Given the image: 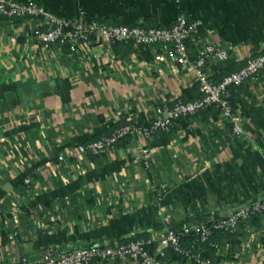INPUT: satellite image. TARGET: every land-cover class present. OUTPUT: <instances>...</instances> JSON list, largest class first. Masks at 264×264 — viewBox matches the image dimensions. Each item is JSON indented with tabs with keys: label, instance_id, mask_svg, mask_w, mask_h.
I'll return each mask as SVG.
<instances>
[{
	"label": "crops",
	"instance_id": "0c3cea01",
	"mask_svg": "<svg viewBox=\"0 0 264 264\" xmlns=\"http://www.w3.org/2000/svg\"><path fill=\"white\" fill-rule=\"evenodd\" d=\"M35 1L67 19L83 9L108 24L169 27L183 13L200 25L187 40L188 62L178 65L129 41L44 50L33 37L34 18H0V264L34 261L46 248L67 253L132 238L156 241L166 229L264 199V68L229 93L242 116L241 135L208 106L167 132L129 137L111 153L74 152L124 124L148 125L158 105L196 98L191 61L198 43L228 52L226 59L207 58L213 82L263 52L264 0ZM219 241L220 264H264V215Z\"/></svg>",
	"mask_w": 264,
	"mask_h": 264
},
{
	"label": "built area",
	"instance_id": "2783aa9c",
	"mask_svg": "<svg viewBox=\"0 0 264 264\" xmlns=\"http://www.w3.org/2000/svg\"><path fill=\"white\" fill-rule=\"evenodd\" d=\"M179 3L180 0H172ZM31 17L35 19L33 37L44 50L53 45L67 46L71 52H78L89 41L113 44L115 42L132 41L136 47L152 50L154 58L161 60L162 55L173 59L176 64L188 62L189 52L187 40L198 31L199 20L189 21L183 13L176 15L169 27L140 25L107 24L96 18H87L85 11L79 9L73 18H62L51 13L35 0H0V18L14 19ZM164 47L160 53L156 45ZM208 57L226 59L228 52L219 49L210 42L197 44L196 57L191 61L194 77L198 84L200 96L193 100H178L173 105H158L154 109L151 122L148 125L127 123L116 127L109 134L103 135L88 143H78L74 152L76 155L101 156L114 151L118 142L124 138H150L157 132H167L180 117L189 116L208 107L215 106L221 116L231 123L234 135L243 134L242 116L232 109L226 98L230 86L240 85L248 79H255L264 68V51L249 57L241 68L224 75L219 81L213 82L204 71ZM140 158L148 168V150L141 147ZM64 160V156H58ZM56 164H53V167ZM28 183L29 179H25ZM264 213V199L254 201L239 209L231 211L217 219L206 220L193 225H186L179 229H166L156 241L131 239L127 242L113 245L89 244L81 246L67 253H58L52 248L41 251L39 258L34 261H19L15 264H89L92 260L114 262L122 264H170L166 258V249L186 257L188 263L211 264L208 258H203L200 244L208 241L213 231L233 232L240 222H245L251 216ZM195 236L191 245L183 246V236ZM154 243L150 251L147 245ZM216 254L221 253L220 242H212Z\"/></svg>",
	"mask_w": 264,
	"mask_h": 264
},
{
	"label": "trees",
	"instance_id": "16d2710c",
	"mask_svg": "<svg viewBox=\"0 0 264 264\" xmlns=\"http://www.w3.org/2000/svg\"><path fill=\"white\" fill-rule=\"evenodd\" d=\"M108 24V23H107ZM110 24V23H109ZM128 42V41H126ZM120 42H115L113 43L114 47H116ZM132 41H129V44H131ZM140 48V47H139ZM146 50V49H144ZM257 76V75H256ZM253 79H248L246 81H251ZM245 81V82H246ZM245 82H243L242 84L240 85H234V86H230L228 87L227 89V93H226V98L228 99V101L230 102L231 106H232V109L236 111V104L233 103L232 99H231V96H230V91H232L233 89H237V88H240L241 86H243L245 84ZM198 87V86H197ZM200 96V93L199 95L196 97L198 98ZM195 99V98H193ZM191 99V100H193ZM217 110L219 111V109L217 108ZM138 124V123H137ZM141 125V124H140ZM129 138V137H128ZM127 138H124L122 140H120L118 142L119 143H123ZM264 215L263 214H256V215H253L250 217V219L248 221H245V222H240V223H247V222H256V220L260 217ZM233 232H224V231H213L208 239L207 242L205 243H201L200 244V252H201V255L203 258H208L210 261H211V264H220V261H221V256L219 255H216V250L214 247H212L211 243L212 242H220L219 239L225 237V238H228V236H230ZM132 239H136V238H132ZM195 239V236L193 234H190V235H187V236H183L182 239H181V243L183 246H186V245H191L192 242L194 241ZM131 239H128V240H125L123 242H127ZM121 242V243H123ZM226 242V241H225ZM224 242V243H225ZM221 246H222V249L221 251H223L224 249V245L222 244V242H220ZM154 243H151L149 245H147V248L152 251L153 248H154ZM166 258L169 259V261L171 260H184V261H187L186 260V257L180 255L179 253L173 251L171 248H167L166 249ZM191 264H194V263H191Z\"/></svg>",
	"mask_w": 264,
	"mask_h": 264
},
{
	"label": "water",
	"instance_id": "95a60500",
	"mask_svg": "<svg viewBox=\"0 0 264 264\" xmlns=\"http://www.w3.org/2000/svg\"><path fill=\"white\" fill-rule=\"evenodd\" d=\"M245 205H247V204L237 205V206L233 207L232 209H230L229 211H227V213H229V212H231V211H234V210H236V209H239V208H241V207H244ZM227 213H226V214H227Z\"/></svg>",
	"mask_w": 264,
	"mask_h": 264
}]
</instances>
